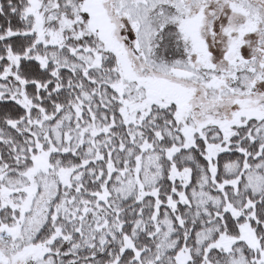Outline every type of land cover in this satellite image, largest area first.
Returning <instances> with one entry per match:
<instances>
[{"label": "snow or ice", "instance_id": "snow-or-ice-1", "mask_svg": "<svg viewBox=\"0 0 264 264\" xmlns=\"http://www.w3.org/2000/svg\"><path fill=\"white\" fill-rule=\"evenodd\" d=\"M0 264H264V0H0Z\"/></svg>", "mask_w": 264, "mask_h": 264}]
</instances>
